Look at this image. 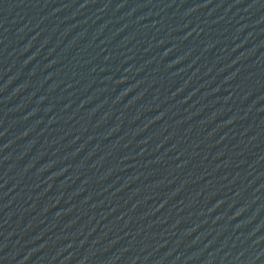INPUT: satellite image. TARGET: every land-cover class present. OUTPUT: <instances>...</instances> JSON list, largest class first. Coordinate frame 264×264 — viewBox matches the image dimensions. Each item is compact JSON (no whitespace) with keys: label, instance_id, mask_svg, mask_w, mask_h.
I'll use <instances>...</instances> for the list:
<instances>
[{"label":"water","instance_id":"95a60500","mask_svg":"<svg viewBox=\"0 0 264 264\" xmlns=\"http://www.w3.org/2000/svg\"><path fill=\"white\" fill-rule=\"evenodd\" d=\"M0 264H264V0H0Z\"/></svg>","mask_w":264,"mask_h":264}]
</instances>
